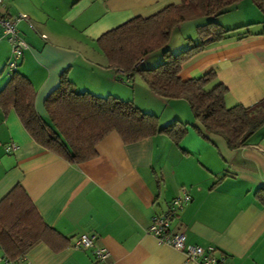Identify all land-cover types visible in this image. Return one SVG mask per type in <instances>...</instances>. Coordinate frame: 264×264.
Here are the masks:
<instances>
[{
    "label": "crops",
    "instance_id": "1",
    "mask_svg": "<svg viewBox=\"0 0 264 264\" xmlns=\"http://www.w3.org/2000/svg\"><path fill=\"white\" fill-rule=\"evenodd\" d=\"M180 1L3 0L2 14L27 17L16 25L27 44L16 70L35 90L38 115L47 117L43 100L64 73L77 90L96 95L135 101L138 89L142 110L156 115L166 107L157 114L159 125L178 119L188 126L178 145L162 132L123 142L111 131L95 145V156L70 163L37 144L13 108L0 104V198L19 184L44 223L66 238L61 249L39 242L13 262L0 250V264H96L91 249L72 246L83 233L96 235L94 246L107 250L106 261L113 264H197L146 232L151 217L165 213L181 188L190 200L170 221V231L182 232L187 243L213 246L223 264H264V123L246 146L230 149L217 134L204 138L192 128L198 123L184 99H164L140 79L134 84L135 74L125 81L121 70L105 65L96 43L125 20ZM215 21L229 30L185 59L179 75L213 69L212 84L226 87L225 105L248 106L264 97L262 15L249 0H239L230 15L222 12ZM196 23L194 32L204 22ZM191 41L190 34L177 37V47ZM9 56V43L1 37L0 88Z\"/></svg>",
    "mask_w": 264,
    "mask_h": 264
},
{
    "label": "trees",
    "instance_id": "2",
    "mask_svg": "<svg viewBox=\"0 0 264 264\" xmlns=\"http://www.w3.org/2000/svg\"><path fill=\"white\" fill-rule=\"evenodd\" d=\"M239 0H181L169 3L147 16H133L100 34L96 43L105 65L123 72L125 81L137 73L147 88L164 99L182 98L187 102L200 136H221L228 148L246 146L249 137L264 123V97L243 106H226V87L214 80V70L182 78V62L204 46L219 39L229 29L213 19L196 25L197 42L171 54L162 52L163 60L151 67L138 66L149 53L162 48L171 30L179 22L200 16L214 17ZM264 22V0H250ZM35 90L29 79L15 70L0 88V104L12 107L31 138L40 146L78 163L95 156V145L115 131L123 142L135 141L157 133L166 134L178 145L188 124L178 119L159 125L154 113L144 111L131 100L112 94L96 95L77 90L61 73L56 87L44 98L47 117L34 109ZM59 232L44 223L23 188L16 184L0 198V250L5 260L23 257L35 244L43 242L54 250L66 244ZM73 246V241H72Z\"/></svg>",
    "mask_w": 264,
    "mask_h": 264
},
{
    "label": "built area",
    "instance_id": "3",
    "mask_svg": "<svg viewBox=\"0 0 264 264\" xmlns=\"http://www.w3.org/2000/svg\"><path fill=\"white\" fill-rule=\"evenodd\" d=\"M2 7L3 0H0V38L5 37L10 47V56L6 62L7 74H9L15 70L23 50L27 48L26 42L18 35L16 28L17 22L26 21L27 17L22 13L7 16L1 13ZM41 37H44V35L41 34ZM189 200L190 195L184 188H181L179 194L171 199L170 207L165 213L151 217L146 232L155 237L159 243L168 245L181 252L185 260L193 261L197 264H223V257L215 253L216 249L213 246L202 247L197 244L187 243L182 232L169 230L170 221ZM95 239L96 235L94 233L80 234L73 241V247L91 249L96 264H113L106 261L108 257L107 250L103 247L94 246Z\"/></svg>",
    "mask_w": 264,
    "mask_h": 264
},
{
    "label": "rangeland",
    "instance_id": "4",
    "mask_svg": "<svg viewBox=\"0 0 264 264\" xmlns=\"http://www.w3.org/2000/svg\"><path fill=\"white\" fill-rule=\"evenodd\" d=\"M230 14H231V5L227 6L226 11L223 12V16L225 17V16H228ZM217 16H214V17L200 16V17H196L195 19L193 18V19L183 20L185 22H182L183 24H180L181 26H174L173 29L171 30L172 36H171V38L169 37L170 40H168L167 43L162 48H160L158 50H155V51L149 53L147 56H145L146 58L143 57L141 59V61L144 58L146 60H144L145 62L143 64H141V61H140L139 62L140 66H143L145 68H151V67L159 64L163 60L162 52H163L164 49L169 48V50H170V48H172L171 51H167V53L175 54V53L183 50L184 48H186V47H184V48L179 49V47H177V37H181V36H185L187 34H190L191 35V38L193 39V41H191L192 43H190V44H193L194 42H196V39H197L196 32H194V29H192L193 26H194V24L196 22H198V21H200V22H206L207 20H209V18H214V20H215ZM193 22H195V23H193ZM177 27H181V28L178 29ZM171 33H170V35H171ZM190 44H188L187 46H189ZM157 57H158V60L155 61V59ZM133 79H134V84L137 82V79H138V81L140 79V81L142 83H144L143 80L141 79V77L139 76V74H137V73H135V75L133 76ZM127 85H128L127 88H128L129 94L132 96V94H131L132 86H131V84H127ZM134 86H136V85H134ZM134 93H135L134 94L135 95V97H134L135 98V101H132V102L137 107H139L141 109H144L143 105H141V104H144V102H145L144 99H143V97H142V94H140V92L138 91V89H136L134 91ZM162 109H165V111H166V107L163 106V108H162V106H160L157 109L158 110V113H156V115L157 114H161L162 113ZM144 110H146V109H144Z\"/></svg>",
    "mask_w": 264,
    "mask_h": 264
}]
</instances>
